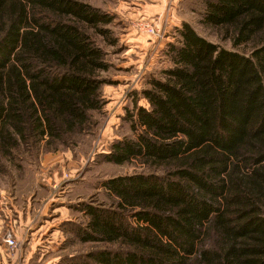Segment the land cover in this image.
I'll return each instance as SVG.
<instances>
[{"label": "trees", "instance_id": "obj_1", "mask_svg": "<svg viewBox=\"0 0 264 264\" xmlns=\"http://www.w3.org/2000/svg\"><path fill=\"white\" fill-rule=\"evenodd\" d=\"M198 2L205 27L250 52L173 29L169 65L101 156L133 173L74 207L76 237L107 247L69 264H264V0ZM116 17L83 0H0V156L23 169L20 154L75 149L99 125Z\"/></svg>", "mask_w": 264, "mask_h": 264}, {"label": "rangeland", "instance_id": "obj_2", "mask_svg": "<svg viewBox=\"0 0 264 264\" xmlns=\"http://www.w3.org/2000/svg\"><path fill=\"white\" fill-rule=\"evenodd\" d=\"M83 1L117 16L112 29L119 38L121 52L106 48L117 69L111 75L115 84L103 90L104 118L77 148L20 154V159L26 156L23 169L18 167L19 162L0 156V259L5 264H69L70 257L106 249V245L83 243L76 237L72 228L83 224L85 217L74 207L92 199L103 201L101 183L133 173V166L105 164L101 156L109 152L114 141L129 133L124 119L147 75L157 74L169 65L163 50L174 41V28L188 22L211 42L229 50L250 52L249 46L234 48L230 39H222L216 30L205 27L196 12L203 8L198 0H162L159 14L138 19L129 13L139 0ZM147 1L146 5L157 2ZM159 17L168 20L163 38H153L138 28L139 22ZM138 104L147 106L142 98ZM9 238L16 241V248L6 243Z\"/></svg>", "mask_w": 264, "mask_h": 264}, {"label": "built area", "instance_id": "obj_3", "mask_svg": "<svg viewBox=\"0 0 264 264\" xmlns=\"http://www.w3.org/2000/svg\"><path fill=\"white\" fill-rule=\"evenodd\" d=\"M167 22L168 20L159 17L155 20L139 22L138 28L146 35L159 39L164 37ZM6 243L12 248L17 247V243L13 239L9 238Z\"/></svg>", "mask_w": 264, "mask_h": 264}, {"label": "crops", "instance_id": "obj_4", "mask_svg": "<svg viewBox=\"0 0 264 264\" xmlns=\"http://www.w3.org/2000/svg\"><path fill=\"white\" fill-rule=\"evenodd\" d=\"M139 2L133 3L136 6L131 10L129 13L132 15L133 18H140V17H154L155 15L159 14V12L162 9V0H157L155 1V4H148L146 5L145 2H148L147 0H139ZM131 17V16H129ZM1 258V257H0ZM0 264H5V261H1L0 259Z\"/></svg>", "mask_w": 264, "mask_h": 264}]
</instances>
